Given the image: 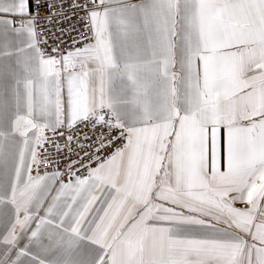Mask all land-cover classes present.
Listing matches in <instances>:
<instances>
[{
	"label": "snow or ice",
	"instance_id": "snow-or-ice-1",
	"mask_svg": "<svg viewBox=\"0 0 264 264\" xmlns=\"http://www.w3.org/2000/svg\"><path fill=\"white\" fill-rule=\"evenodd\" d=\"M0 264H264V0H0Z\"/></svg>",
	"mask_w": 264,
	"mask_h": 264
}]
</instances>
